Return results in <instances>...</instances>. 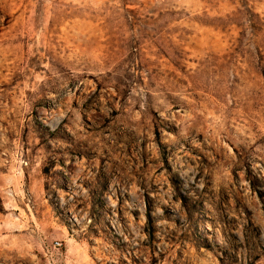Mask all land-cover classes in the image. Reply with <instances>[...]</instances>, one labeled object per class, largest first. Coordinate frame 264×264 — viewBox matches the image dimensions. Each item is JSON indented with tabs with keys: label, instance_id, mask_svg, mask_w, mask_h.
Masks as SVG:
<instances>
[{
	"label": "rangeland",
	"instance_id": "obj_1",
	"mask_svg": "<svg viewBox=\"0 0 264 264\" xmlns=\"http://www.w3.org/2000/svg\"><path fill=\"white\" fill-rule=\"evenodd\" d=\"M0 264H264V0H0Z\"/></svg>",
	"mask_w": 264,
	"mask_h": 264
},
{
	"label": "built area",
	"instance_id": "obj_2",
	"mask_svg": "<svg viewBox=\"0 0 264 264\" xmlns=\"http://www.w3.org/2000/svg\"><path fill=\"white\" fill-rule=\"evenodd\" d=\"M56 244L60 245V242H56Z\"/></svg>",
	"mask_w": 264,
	"mask_h": 264
},
{
	"label": "trees",
	"instance_id": "obj_3",
	"mask_svg": "<svg viewBox=\"0 0 264 264\" xmlns=\"http://www.w3.org/2000/svg\"><path fill=\"white\" fill-rule=\"evenodd\" d=\"M261 193V192H260Z\"/></svg>",
	"mask_w": 264,
	"mask_h": 264
}]
</instances>
